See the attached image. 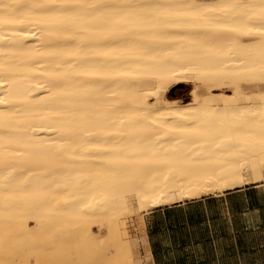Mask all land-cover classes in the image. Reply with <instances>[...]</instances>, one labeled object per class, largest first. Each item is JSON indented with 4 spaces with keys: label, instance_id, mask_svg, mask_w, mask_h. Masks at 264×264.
Segmentation results:
<instances>
[{
    "label": "bare ground",
    "instance_id": "6f19581e",
    "mask_svg": "<svg viewBox=\"0 0 264 264\" xmlns=\"http://www.w3.org/2000/svg\"><path fill=\"white\" fill-rule=\"evenodd\" d=\"M51 2L0 0V264L88 237L150 262L144 214L264 187V0Z\"/></svg>",
    "mask_w": 264,
    "mask_h": 264
},
{
    "label": "crops",
    "instance_id": "0c3cea01",
    "mask_svg": "<svg viewBox=\"0 0 264 264\" xmlns=\"http://www.w3.org/2000/svg\"><path fill=\"white\" fill-rule=\"evenodd\" d=\"M148 264H264V188L161 206L144 218Z\"/></svg>",
    "mask_w": 264,
    "mask_h": 264
},
{
    "label": "rangeland",
    "instance_id": "374dc122",
    "mask_svg": "<svg viewBox=\"0 0 264 264\" xmlns=\"http://www.w3.org/2000/svg\"><path fill=\"white\" fill-rule=\"evenodd\" d=\"M192 84L190 81H183L179 80L177 83L171 85L165 92L164 96L169 100L171 97H176V99L170 100H179L182 103H186L191 100V93L193 90L199 94H206L208 93L210 97L215 99H224L234 97V91L228 87L226 84H215L212 85L210 88H206L201 86L196 89V86ZM262 85L257 86L253 90L246 89L243 93L242 98L248 97L249 94L252 96L254 93L257 94L256 97L264 96L263 89L264 86ZM258 89V90H257ZM252 91V92H251ZM191 92V93H190ZM169 97V98H168ZM153 101V100H152ZM264 188V187H263ZM151 212V211H150ZM149 212V213H150ZM148 214V213H147ZM147 214H144L142 217V222L144 224V218ZM135 220H138L134 217ZM145 229V227H144ZM104 229H102L103 232ZM98 232V230L94 229V232ZM99 233V232H98ZM146 233V232H145ZM137 257L139 258V264H148L149 262L146 260V254L143 249L142 244L138 245L137 247ZM24 254L26 251H23ZM23 254V255H24ZM110 254H113L112 245L109 243L105 248L99 247L95 244L91 237H88L85 241H78L74 240L71 244H64L61 247L56 245L46 246L44 247L43 252H39L35 256H28L25 254L24 256L22 253L17 254V258L21 259H9L8 264H111L110 263ZM145 254V255H144ZM22 255V256H21ZM38 255V256H37ZM35 257V258H34ZM141 257V258H140ZM141 260V261H140ZM118 264V263H116Z\"/></svg>",
    "mask_w": 264,
    "mask_h": 264
},
{
    "label": "snow or ice",
    "instance_id": "6c2138e0",
    "mask_svg": "<svg viewBox=\"0 0 264 264\" xmlns=\"http://www.w3.org/2000/svg\"><path fill=\"white\" fill-rule=\"evenodd\" d=\"M6 7H12V6H6ZM31 8H44V7H48V8H56V7H68V5H58L55 3V0H52L51 3L47 4V5H44V4H32L30 5ZM165 7H175V8H184L186 6H182V5H177V6H165ZM168 15L170 17H181V16H185V15H188V13H185V12H180V11H174V12H169ZM261 18L264 19V10H262V13H261ZM4 22L3 21V18H0V23ZM22 22V21H21ZM182 21L180 20H177V19H171L169 21H167V23L169 24H173V25H178L179 23H181ZM88 71H91V72H95L96 70L95 69H89ZM261 80H264V69L261 70V77H260Z\"/></svg>",
    "mask_w": 264,
    "mask_h": 264
},
{
    "label": "trees",
    "instance_id": "16d2710c",
    "mask_svg": "<svg viewBox=\"0 0 264 264\" xmlns=\"http://www.w3.org/2000/svg\"><path fill=\"white\" fill-rule=\"evenodd\" d=\"M168 98H169V97H168ZM170 99H176V97H172V98L170 97L169 100H170Z\"/></svg>",
    "mask_w": 264,
    "mask_h": 264
}]
</instances>
